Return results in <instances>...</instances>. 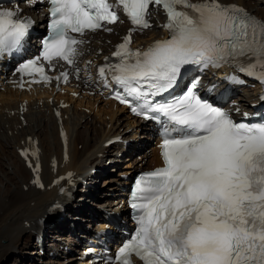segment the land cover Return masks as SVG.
Instances as JSON below:
<instances>
[{
    "label": "snow or ice",
    "instance_id": "6c2138e0",
    "mask_svg": "<svg viewBox=\"0 0 264 264\" xmlns=\"http://www.w3.org/2000/svg\"><path fill=\"white\" fill-rule=\"evenodd\" d=\"M46 2L49 31L42 50L17 69L29 83L51 82L45 62L51 70L59 61L75 67L84 41L73 34L110 32L105 25L120 20L108 0ZM118 6L139 28L151 26L150 6H162L170 35L140 51L130 48V30L113 53L118 62L105 58L98 69L106 85L111 74L126 93L115 98L134 114L154 118L159 113L167 123L164 166L139 178L131 204L138 227L116 261L132 264L135 254L143 264H264V124L233 121L197 95L198 80L179 98L157 99L192 65L239 63L242 74L264 83V21L219 0H118ZM32 24L30 17L19 18L18 9H0V56L20 50ZM76 74L79 78V68ZM68 76L65 71L55 79L67 82ZM35 183L43 187L38 177Z\"/></svg>",
    "mask_w": 264,
    "mask_h": 264
},
{
    "label": "bare ground",
    "instance_id": "6f19581e",
    "mask_svg": "<svg viewBox=\"0 0 264 264\" xmlns=\"http://www.w3.org/2000/svg\"><path fill=\"white\" fill-rule=\"evenodd\" d=\"M238 1L264 15V0ZM22 4L25 10L36 13L39 19L42 18L36 7L26 2H22ZM113 26L114 30H124V27L119 23H115ZM161 32H165V30L161 27L154 28L148 31V36L142 37L140 40L147 41ZM89 36L95 41H105L104 37L116 35L98 30L89 32ZM6 87V89L0 88V104L2 106L0 109V264H62L63 261L59 257H41L38 254L31 227L24 225V222L33 221L38 216L47 213L49 205L56 197V187L39 189L29 185L25 188V183L29 182L32 175L15 148V145L21 144L22 139H26L29 133L39 135L43 148L44 173L48 182L51 181L53 173L50 170L49 161L53 154L61 157L63 148L56 118L46 109L31 107L27 112L28 122L23 126H17L19 121L17 115L5 116L4 107L15 106L17 100L21 101L25 97L33 100L35 96H25L30 93L10 88L8 84ZM252 89L246 87L239 91L235 99L247 104ZM70 98L74 105L64 108V121L70 133V160L61 164L59 169L74 168L78 173H84L86 176L94 166L105 165L108 161L111 163L113 160L114 166L111 170L116 165L119 171L110 172L104 182L97 183L95 186L99 192L90 194L91 204L81 203V208L94 214L101 211L103 206L108 209H123V207L117 206L122 197V192L118 190L117 185L120 175L123 172L136 171L143 161L149 166L162 162L159 148L155 145L153 136L146 132L149 127L127 113L124 106L115 109L111 99L105 100L100 96L93 98L90 95L83 98ZM96 100L99 101L97 110H95L94 104ZM80 105H84L89 110L81 109ZM114 133L122 134L124 137L132 135L133 138H138L134 145L128 147V156L123 158L122 162H117L120 159L117 158L114 145L109 148L102 145ZM80 144H82L81 147H79ZM138 153H141V159L137 155ZM75 193L79 194V200L83 198V193L79 191ZM101 194H106V197H102ZM65 204L69 205V199H65ZM74 214L81 219L86 217ZM81 219L75 221L77 226L83 223ZM52 236L53 233L48 230L46 241L52 243L56 249H60L64 243H72L75 240L73 235L60 233V236L57 235L54 238ZM40 258L43 259L40 261Z\"/></svg>",
    "mask_w": 264,
    "mask_h": 264
},
{
    "label": "rangeland",
    "instance_id": "374dc122",
    "mask_svg": "<svg viewBox=\"0 0 264 264\" xmlns=\"http://www.w3.org/2000/svg\"><path fill=\"white\" fill-rule=\"evenodd\" d=\"M81 146H82V144L79 145V147H81ZM138 154H139V153H138ZM140 154H141V153H140ZM112 167H113V166H112ZM112 167H111V168H112ZM104 186H105V185H104ZM10 260H11V259H10Z\"/></svg>",
    "mask_w": 264,
    "mask_h": 264
}]
</instances>
